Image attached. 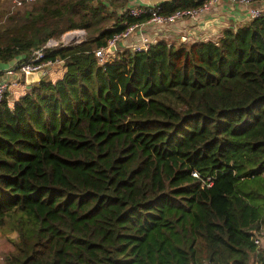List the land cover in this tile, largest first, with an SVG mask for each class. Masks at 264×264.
<instances>
[{"label":"trees","instance_id":"1","mask_svg":"<svg viewBox=\"0 0 264 264\" xmlns=\"http://www.w3.org/2000/svg\"><path fill=\"white\" fill-rule=\"evenodd\" d=\"M36 1L0 13L1 63L86 38L45 50L61 62L0 101V230L18 238L5 264H264V16L100 64L95 50L146 15Z\"/></svg>","mask_w":264,"mask_h":264},{"label":"built area","instance_id":"2","mask_svg":"<svg viewBox=\"0 0 264 264\" xmlns=\"http://www.w3.org/2000/svg\"><path fill=\"white\" fill-rule=\"evenodd\" d=\"M12 1L13 7L20 8L25 4L33 3L35 0H9ZM232 3L239 5H244L247 7V17L248 20H254L261 16H264V10L260 7H256V4L264 2V0H227ZM219 0H203V3L197 8H183L178 9L170 14L160 13V4H149L148 2H143V0H129V4L119 13L126 14V16L139 18L142 15H146L147 18L142 22H137L130 24L122 32L112 36L106 42V45L95 50V56L100 64L112 59L117 54L116 51L120 46V43L127 40L134 32L139 31V28L147 24L155 25H165L171 22L181 20V19H196L201 13L210 9ZM86 38V32L83 29H71L64 32L58 38H50L45 44L32 52L31 57L25 61H19L11 66L5 71L6 77H0V101L3 97L9 93L12 87L17 85V78L25 80L27 74L33 72H39L40 77L46 75L48 68L54 64L61 62L56 60L54 62L50 60L43 61L44 51L47 49H54L61 46H66L70 44H76L84 41ZM139 43H136L130 47L131 52H138L146 50L149 45L141 38ZM151 45V44H150ZM121 48V47H119ZM125 51V50H124ZM122 52V51H121ZM192 176L199 177L196 172L192 173ZM211 181L209 180V184ZM253 243L256 246L264 243V229L256 231L252 236Z\"/></svg>","mask_w":264,"mask_h":264},{"label":"crops","instance_id":"3","mask_svg":"<svg viewBox=\"0 0 264 264\" xmlns=\"http://www.w3.org/2000/svg\"><path fill=\"white\" fill-rule=\"evenodd\" d=\"M143 2H146V0H143ZM255 6L264 10V2ZM247 22H249L247 7L227 0H219L196 19H181L165 25H143L139 28V31L134 32L127 40L120 43L119 47L122 48L121 51L129 50L132 45L140 42L139 38L148 43V45L157 42H165L173 46L191 44L193 42H216L223 36L225 30L236 29ZM24 58V56H19L8 63L0 62V77H3L6 70L15 63L23 61ZM19 79L21 78H17V80ZM36 79L31 83L39 81L41 79L40 75ZM23 81L25 82V80ZM31 83L25 82L26 85Z\"/></svg>","mask_w":264,"mask_h":264},{"label":"rangeland","instance_id":"4","mask_svg":"<svg viewBox=\"0 0 264 264\" xmlns=\"http://www.w3.org/2000/svg\"><path fill=\"white\" fill-rule=\"evenodd\" d=\"M0 1H1L0 2V13L5 14L9 11L15 10V8L13 7L12 1H9V0H0ZM104 1H107V0H104ZM1 20H4V19H1ZM121 50L122 48L118 47L117 53H120ZM17 241H18V238H17V233L15 231L0 230V264L6 263L11 253L14 252V248H15Z\"/></svg>","mask_w":264,"mask_h":264},{"label":"water","instance_id":"5","mask_svg":"<svg viewBox=\"0 0 264 264\" xmlns=\"http://www.w3.org/2000/svg\"><path fill=\"white\" fill-rule=\"evenodd\" d=\"M167 1H173V0H146V2H148L149 4H160L162 2H167ZM197 1H201V0H197ZM40 73L39 72H33L30 74H27L25 77V82L26 83H31L32 81L37 80V76H39Z\"/></svg>","mask_w":264,"mask_h":264}]
</instances>
